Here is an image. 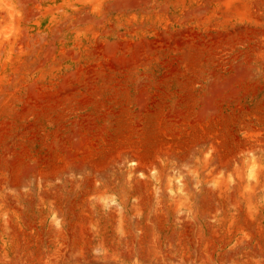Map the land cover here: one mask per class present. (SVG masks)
<instances>
[{"label":"rangeland","instance_id":"obj_1","mask_svg":"<svg viewBox=\"0 0 264 264\" xmlns=\"http://www.w3.org/2000/svg\"><path fill=\"white\" fill-rule=\"evenodd\" d=\"M0 264H264V0H0Z\"/></svg>","mask_w":264,"mask_h":264}]
</instances>
